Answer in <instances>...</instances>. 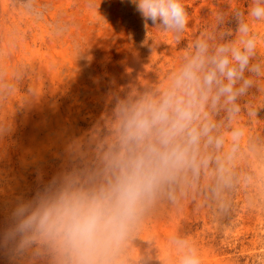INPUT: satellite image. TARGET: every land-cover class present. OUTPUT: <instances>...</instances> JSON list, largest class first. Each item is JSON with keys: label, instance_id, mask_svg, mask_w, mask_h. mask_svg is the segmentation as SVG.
<instances>
[{"label": "rangeland", "instance_id": "374dc122", "mask_svg": "<svg viewBox=\"0 0 264 264\" xmlns=\"http://www.w3.org/2000/svg\"><path fill=\"white\" fill-rule=\"evenodd\" d=\"M182 2L190 22L178 41L151 21L146 29L131 0H0V239L15 207L70 167L73 147L104 127L115 97L163 87L199 34L234 33L232 11L251 4ZM218 13L226 19L216 29ZM252 30L253 62L264 61V22ZM255 79L238 112L210 114L214 142L201 144L196 170L148 205L124 264H175L172 238L194 244L202 264H264V77ZM0 264L28 260L0 247Z\"/></svg>", "mask_w": 264, "mask_h": 264}, {"label": "clouds", "instance_id": "9594fccd", "mask_svg": "<svg viewBox=\"0 0 264 264\" xmlns=\"http://www.w3.org/2000/svg\"><path fill=\"white\" fill-rule=\"evenodd\" d=\"M131 2L146 29L151 21L179 41L189 26L182 0ZM225 19L218 13L215 28ZM231 20L234 33L199 34L160 89L115 97L104 127L73 147L71 166L15 207L0 247L28 264H124L148 205L181 174L196 170L201 144L214 142L210 114L238 112L237 100L264 77V61L253 62L259 41L252 30L264 22V0H251L247 12L234 9ZM170 244L178 253L175 264H202L194 244L181 238Z\"/></svg>", "mask_w": 264, "mask_h": 264}]
</instances>
